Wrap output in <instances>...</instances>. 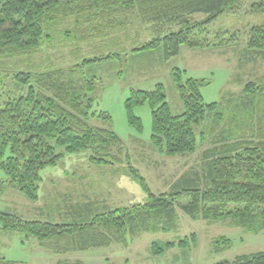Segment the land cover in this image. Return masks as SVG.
Listing matches in <instances>:
<instances>
[{"label": "trees", "instance_id": "16d2710c", "mask_svg": "<svg viewBox=\"0 0 264 264\" xmlns=\"http://www.w3.org/2000/svg\"><path fill=\"white\" fill-rule=\"evenodd\" d=\"M243 1L0 0V192L9 186L37 200L41 171L71 154L86 151L98 165L123 163L122 139L113 129L92 123L95 118L112 122L106 111L94 110L99 86L94 65L119 59L120 54L100 51L67 67L32 65L34 56L54 42L59 21L75 16L78 28L91 23L93 29L77 28L72 35L71 30L62 31L65 39L88 42L124 24L118 15L136 13L142 22L155 24L154 37L131 52L162 46L164 56L170 58L182 45L201 46L194 37L196 30ZM247 1L250 7L264 10V0ZM198 14L203 20L195 19ZM247 48L264 58V21L249 28ZM182 76L180 69L173 71L174 88L182 101L179 112L168 102L160 83L149 91L132 89L126 111L129 123L141 132L142 120L135 108L149 105L150 142L161 154H194L209 143L201 152L200 165L191 167L163 193L151 191L129 167L147 193L144 203L99 208L94 202H79L71 205L70 218L60 222L23 219L0 211V232L15 231L57 253L86 251L126 243L128 237L141 232L176 228L181 209L194 220L225 222L264 234V77L247 82L238 95L229 93L207 103L202 89L209 82L192 77L183 80ZM184 198L188 201L182 202ZM195 242L186 238L178 248L189 250ZM231 243L220 238L212 244L222 251ZM0 264L18 263L0 257ZM214 264H264V251Z\"/></svg>", "mask_w": 264, "mask_h": 264}, {"label": "rangeland", "instance_id": "374dc122", "mask_svg": "<svg viewBox=\"0 0 264 264\" xmlns=\"http://www.w3.org/2000/svg\"><path fill=\"white\" fill-rule=\"evenodd\" d=\"M118 17L124 24L105 30L107 35L96 36L88 42L65 39L62 31L71 30L72 35L78 29H93L91 23L86 22L78 28L75 16L59 21L54 30V42L34 56L32 65L67 67L83 57L97 56L100 51L120 54L119 59L94 65L99 80L94 110L98 113L106 111L112 122L104 123L95 118L92 123L113 129L122 139L123 163L94 164L86 151L67 155L57 165L41 171L37 200L29 199L17 188L4 187L0 192V211L13 212L23 219L60 222L70 218L71 205L79 202H94L99 208L144 203L147 193L129 167L144 179L151 191L167 192L173 181L191 167L200 165L201 152L210 144L194 154L169 156L157 152L150 142L152 113L149 105L135 108V115L142 120L141 132L129 123L125 101L131 90L149 91L155 85L163 84L168 102L175 112H179L182 101L172 80L176 69L183 71V80L192 77L209 82L202 89L207 103L220 101L229 93L238 95L247 82L264 77L263 56H255L247 48L248 30L264 21V10L250 7L247 0L221 14L203 29L196 30L194 37L202 42L201 46L182 45L179 53L170 58L164 56L162 46L147 52H131L154 37L155 24L142 22L136 13ZM203 18V15L195 16L199 21ZM187 201V198L182 200ZM178 214L177 227L169 231L141 232L128 237L126 243L67 253L54 252L34 238L25 240L15 231L0 232V257L18 264H57L64 260L83 264H214L237 255L264 251L263 233L248 232L225 222L194 220L181 209ZM186 238L189 242L194 238L196 242L189 250H180L178 245ZM220 238L232 243L228 248L216 251L212 243Z\"/></svg>", "mask_w": 264, "mask_h": 264}, {"label": "bare ground", "instance_id": "6f19581e", "mask_svg": "<svg viewBox=\"0 0 264 264\" xmlns=\"http://www.w3.org/2000/svg\"><path fill=\"white\" fill-rule=\"evenodd\" d=\"M112 6V5H111ZM104 10V9H103ZM98 13V12H97ZM100 16V15H99ZM156 22H157V20H156ZM153 23V22H152ZM171 25V24H170Z\"/></svg>", "mask_w": 264, "mask_h": 264}]
</instances>
